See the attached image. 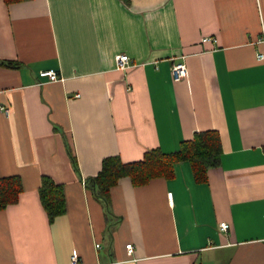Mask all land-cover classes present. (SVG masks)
Wrapping results in <instances>:
<instances>
[{
    "label": "crops",
    "instance_id": "crops-1",
    "mask_svg": "<svg viewBox=\"0 0 264 264\" xmlns=\"http://www.w3.org/2000/svg\"><path fill=\"white\" fill-rule=\"evenodd\" d=\"M263 40L264 0H0V59L21 63L0 65V179L24 187L0 210V264H264ZM50 69L62 80L40 85ZM206 130L222 142L206 181L183 161L96 195L106 157L175 152ZM43 176L64 187L52 222Z\"/></svg>",
    "mask_w": 264,
    "mask_h": 264
},
{
    "label": "trees",
    "instance_id": "trees-1",
    "mask_svg": "<svg viewBox=\"0 0 264 264\" xmlns=\"http://www.w3.org/2000/svg\"><path fill=\"white\" fill-rule=\"evenodd\" d=\"M13 3L22 0H5ZM0 65L15 68L21 63L0 59ZM222 142L216 130L196 132L194 137L182 142L180 149L165 153L158 148L145 152L143 159L125 163L119 156L106 157L100 172L90 178L97 196L106 203L110 201L111 188L123 177H130L135 185H144L157 177H171L177 163L188 161L192 165L198 181H206L208 170L220 164ZM24 187L19 176H7L0 179V210L18 202ZM39 195L42 206L52 222L58 215L66 212L64 187L49 176H43Z\"/></svg>",
    "mask_w": 264,
    "mask_h": 264
},
{
    "label": "built area",
    "instance_id": "built-area-1",
    "mask_svg": "<svg viewBox=\"0 0 264 264\" xmlns=\"http://www.w3.org/2000/svg\"><path fill=\"white\" fill-rule=\"evenodd\" d=\"M201 40L202 42H210V41H216V38L214 36L206 35L202 37ZM259 57L264 58V53L259 54ZM116 62H117V66L119 69H128L131 65L130 57L125 54L118 55L116 57ZM171 70H172L173 78L176 81L184 79L188 76V68H187V65L183 61L173 62ZM39 79H40L39 81L40 85H43L44 83L50 82V81L62 80L58 72L53 69L41 70L39 72ZM2 110L8 114L10 109L6 106H2ZM169 197L170 198L172 197V193H169ZM220 227L222 230L227 231L230 225L227 222H222L220 223ZM100 246H101L100 243L96 244L97 248H99ZM126 247H127L129 254H131L133 252V244L132 243L127 244ZM72 259L74 262L78 261L77 253H74ZM19 264H23V263H19Z\"/></svg>",
    "mask_w": 264,
    "mask_h": 264
}]
</instances>
